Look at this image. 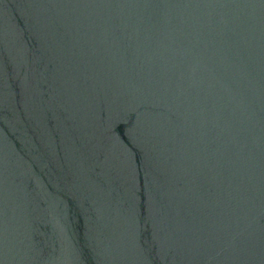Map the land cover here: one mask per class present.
Segmentation results:
<instances>
[{
    "label": "water",
    "instance_id": "obj_1",
    "mask_svg": "<svg viewBox=\"0 0 264 264\" xmlns=\"http://www.w3.org/2000/svg\"><path fill=\"white\" fill-rule=\"evenodd\" d=\"M0 264H264V0H0Z\"/></svg>",
    "mask_w": 264,
    "mask_h": 264
}]
</instances>
